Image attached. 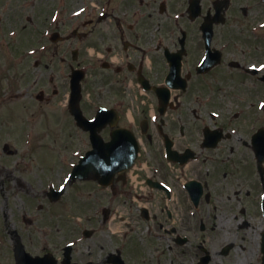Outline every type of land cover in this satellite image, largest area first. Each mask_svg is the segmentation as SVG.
I'll list each match as a JSON object with an SVG mask.
<instances>
[{"label": "flooded vegetation", "instance_id": "obj_1", "mask_svg": "<svg viewBox=\"0 0 264 264\" xmlns=\"http://www.w3.org/2000/svg\"><path fill=\"white\" fill-rule=\"evenodd\" d=\"M6 1L26 88L29 61L48 68L42 61L60 52L45 44L68 43L81 113L91 120L103 108V142L126 130L138 149L131 169L107 185L88 179L92 189L71 199L70 236L84 219L90 240L73 244L71 263L154 264L140 253L160 250L164 264H263L264 159L259 167L253 137L264 130V0ZM55 81L41 71L31 99L69 97L68 75ZM69 117L85 153L90 132Z\"/></svg>", "mask_w": 264, "mask_h": 264}, {"label": "rangeland", "instance_id": "obj_2", "mask_svg": "<svg viewBox=\"0 0 264 264\" xmlns=\"http://www.w3.org/2000/svg\"><path fill=\"white\" fill-rule=\"evenodd\" d=\"M7 12L10 16L17 14L16 11L9 10L6 0H0V17L2 18L0 24V81L6 88L0 90V237L3 243L6 241L7 244V246L0 245V264L14 263L10 242L12 244L16 235L21 237L26 250L32 254H41L48 250L57 251L55 245L59 244L60 246L68 240L74 229L73 214L78 210L72 208L71 199L79 195L81 191L82 195H86L85 191L92 189L86 182L70 184L63 196V201L52 205L50 212L44 211L47 207L44 190H47L50 185L57 187L62 179L64 180L71 162L75 160L73 152L81 146L78 137L73 135V130L71 131L73 126L64 111L66 96L60 92L59 96H56L51 103L42 105L37 99H31V96L35 97L39 88L42 87V83L34 84V80L41 71L46 73V82L48 75L55 73V83L61 86L65 85L66 76L69 73L67 66L71 62L70 57L65 56L69 54L68 43L53 44L48 42L45 44L46 49L50 48L49 51H53L57 46L60 52L54 60L45 59L42 61V64H48V68H44L43 65L36 67L33 61H29L27 83L30 88H26L23 77L21 78L19 75L20 61L15 60V56H10L17 46V43L11 41L16 40L17 35L15 34L13 37L9 35V31H15V27L13 23L8 26L9 21L4 19ZM9 56L10 59H8ZM59 56L64 57L65 60H59ZM11 64L17 71H2L6 69L4 67ZM5 73L14 78V81L9 83V87L5 81ZM27 93H30L29 96L25 95ZM51 107L56 108L50 109ZM40 109V112L50 109L47 113L54 116L53 120H44V117L48 115H39ZM25 128L32 132L29 137L26 135ZM4 144L9 146L10 152L3 150ZM66 146L67 148H65ZM93 190L100 191L95 184ZM38 203L43 204L40 211L36 210ZM26 218L31 219V224L24 221ZM69 219L70 221L66 224ZM56 225H59L65 233L54 232L53 227ZM65 225H67L68 231L65 229ZM85 225L84 219L78 221L79 228ZM140 227H136L138 233L145 229ZM66 234L69 235L65 239L55 237H62ZM87 241L90 240L84 239L83 247L88 244ZM80 248L82 249V247ZM146 255L149 256L148 253ZM165 256L162 254V262ZM92 259L93 261L98 260ZM152 261L157 264L155 259Z\"/></svg>", "mask_w": 264, "mask_h": 264}, {"label": "water", "instance_id": "obj_3", "mask_svg": "<svg viewBox=\"0 0 264 264\" xmlns=\"http://www.w3.org/2000/svg\"><path fill=\"white\" fill-rule=\"evenodd\" d=\"M73 91H74V84L72 85ZM78 89V87H77ZM17 259H18V264H24L21 259V252H17Z\"/></svg>", "mask_w": 264, "mask_h": 264}]
</instances>
